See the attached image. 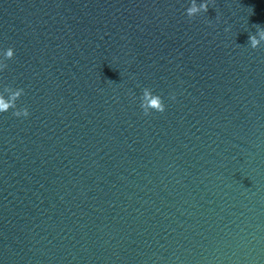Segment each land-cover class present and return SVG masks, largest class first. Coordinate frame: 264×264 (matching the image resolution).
Instances as JSON below:
<instances>
[{
    "label": "water",
    "instance_id": "1",
    "mask_svg": "<svg viewBox=\"0 0 264 264\" xmlns=\"http://www.w3.org/2000/svg\"><path fill=\"white\" fill-rule=\"evenodd\" d=\"M188 6L0 0V264H264V0Z\"/></svg>",
    "mask_w": 264,
    "mask_h": 264
},
{
    "label": "clouds",
    "instance_id": "2",
    "mask_svg": "<svg viewBox=\"0 0 264 264\" xmlns=\"http://www.w3.org/2000/svg\"><path fill=\"white\" fill-rule=\"evenodd\" d=\"M212 0H189V6L185 9L188 17H194L200 13H206ZM256 31L254 33H249L248 35V46L255 49L264 42V27H261L259 24L254 25ZM225 31H228L226 28ZM13 55V49L8 48L4 50L3 56L5 58H11ZM0 66H3L0 64ZM22 92V89H18L12 94L11 98L14 100L16 96ZM170 99L175 100V93L170 94ZM5 105L2 101H0V110H3ZM140 107L143 110L144 115H149L152 110L163 112L166 108V105L163 101V98L153 92L150 87H144L142 89V95L140 97ZM17 116L27 117L29 115V111L27 108L17 110L15 112Z\"/></svg>",
    "mask_w": 264,
    "mask_h": 264
}]
</instances>
